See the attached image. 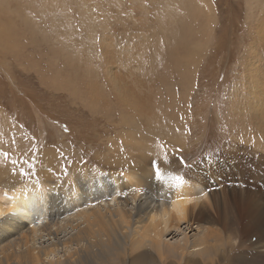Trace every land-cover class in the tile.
<instances>
[{
	"label": "rangeland",
	"instance_id": "obj_1",
	"mask_svg": "<svg viewBox=\"0 0 264 264\" xmlns=\"http://www.w3.org/2000/svg\"><path fill=\"white\" fill-rule=\"evenodd\" d=\"M262 21L264 0H0L2 162L13 153L20 158L23 190L43 172H58L63 182L77 163L110 170L105 155L130 158L119 136L145 133L148 115L144 107L126 108L108 69L124 92L135 91L155 110L148 116L155 128L174 129L164 159L176 162L157 160L155 167L204 171L219 196L227 186L228 201V191L237 189L254 211L264 208V183L240 172L263 164L264 138L239 106L253 100L248 60L264 62ZM195 230L183 224L168 233V243ZM249 242L241 236L242 248H227L220 264H264V248ZM151 253L144 249L118 264H160ZM200 260L196 252L186 256L187 264Z\"/></svg>",
	"mask_w": 264,
	"mask_h": 264
},
{
	"label": "bare ground",
	"instance_id": "obj_2",
	"mask_svg": "<svg viewBox=\"0 0 264 264\" xmlns=\"http://www.w3.org/2000/svg\"><path fill=\"white\" fill-rule=\"evenodd\" d=\"M259 33H264L263 21ZM104 54L109 57L110 52ZM247 65V81L252 83L248 95L258 107L253 100L241 103L240 115L250 111L248 121L264 138V62L252 57ZM106 75L127 109L141 112L144 107L149 117L155 114L135 91H123L115 71L107 69ZM148 116L145 133L131 130L119 136L130 158L118 154V144H114L118 156H104L110 170L77 163L63 182L58 181V172H43L41 180L33 182L35 186L20 190L27 177L21 170L23 163H17L20 158L15 153L8 164L2 162L7 157H1L0 187L7 190L0 192V264H118L144 249L160 264H187L191 252L201 258L195 264H220L227 248H242L241 236L253 249L264 248V208L254 211L237 189L228 191V201L227 186L219 196L204 171L199 175V171H176L178 164L171 169L154 166L157 160L176 162L164 159L169 143L175 140L174 129L170 132L159 124L158 130ZM155 119L160 122L161 118ZM240 172L246 181L257 186L264 183V162ZM175 177L183 183L177 184ZM180 197L184 199L174 205ZM227 216L232 219L228 224ZM183 224L188 229L196 225V230L181 242L168 243V235Z\"/></svg>",
	"mask_w": 264,
	"mask_h": 264
},
{
	"label": "snow or ice",
	"instance_id": "obj_3",
	"mask_svg": "<svg viewBox=\"0 0 264 264\" xmlns=\"http://www.w3.org/2000/svg\"><path fill=\"white\" fill-rule=\"evenodd\" d=\"M156 174L159 176V171H157ZM174 179H175V181H176L177 184H181V183H183V180H182L180 177H175ZM183 199H184L183 197L178 198L176 201L173 202L174 205H175V204H178V203H179L181 200H183ZM174 210H175V208H174Z\"/></svg>",
	"mask_w": 264,
	"mask_h": 264
}]
</instances>
